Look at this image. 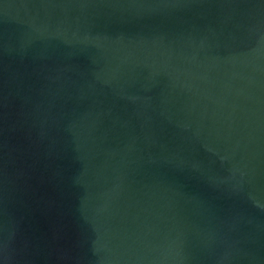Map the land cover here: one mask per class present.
<instances>
[{
	"label": "water",
	"instance_id": "water-1",
	"mask_svg": "<svg viewBox=\"0 0 264 264\" xmlns=\"http://www.w3.org/2000/svg\"><path fill=\"white\" fill-rule=\"evenodd\" d=\"M0 264H264V0H0Z\"/></svg>",
	"mask_w": 264,
	"mask_h": 264
}]
</instances>
